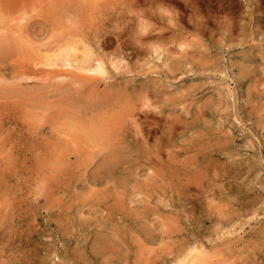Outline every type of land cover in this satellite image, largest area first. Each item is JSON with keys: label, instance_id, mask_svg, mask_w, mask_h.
Returning <instances> with one entry per match:
<instances>
[{"label": "rangeland", "instance_id": "374dc122", "mask_svg": "<svg viewBox=\"0 0 264 264\" xmlns=\"http://www.w3.org/2000/svg\"><path fill=\"white\" fill-rule=\"evenodd\" d=\"M114 1L0 0V264H190L196 247L214 264H264V0ZM75 36L99 43L106 73L58 84L44 54ZM103 114L104 149L77 146L70 129L86 138Z\"/></svg>", "mask_w": 264, "mask_h": 264}, {"label": "bare ground", "instance_id": "6f19581e", "mask_svg": "<svg viewBox=\"0 0 264 264\" xmlns=\"http://www.w3.org/2000/svg\"><path fill=\"white\" fill-rule=\"evenodd\" d=\"M90 1H92V0H90ZM95 2H99V1H101V0H94ZM116 1V0H115ZM114 1V2H115ZM135 1V0H134ZM112 2V1H111ZM128 2H129V0H128ZM154 2V1H153ZM107 3H108V1H107ZM118 3V2H117ZM125 3V2H124ZM134 3V2H133ZM138 3V2H137ZM102 4H103V2H102ZM105 4V3H104ZM110 6L112 5L111 3H108ZM130 5L132 4L131 2L129 3ZM62 5H63V3H62ZM67 5V4H66ZM72 5H73V3H72ZM75 5V4H74ZM80 5V4H79ZM105 5H107V4H105ZM162 5V4H161ZM101 6V5H100ZM103 6V5H102ZM94 7H95V5H94ZM112 7V6H111ZM65 8V7H64ZM63 8V9H64ZM73 8V7H72ZM75 8V7H74ZM102 8V7H101ZM122 8H123V6H122ZM149 8H150V6H149ZM151 8H153V7H151ZM155 8H156V6H155ZM154 8V9H155ZM57 9H59V8H57ZM81 9V8H80ZM103 10H106L107 8H105L104 9V7L102 8ZM102 9H101V11H102ZM130 9V8H129ZM65 10H68V9H65ZM94 10V9H93ZM98 10H99V8H98ZM97 10V11H98ZM110 10V9H109ZM117 10V9H116ZM127 10V9H126ZM150 9H148V11H149ZM160 10V9H159ZM122 11V10H121ZM124 11H125V9H124ZM77 12V11H76ZM83 12V11H82ZM100 12V11H99ZM98 12V13H99ZM117 12H118V10H117ZM48 13V12H47ZM46 13V14H47ZM67 13V12H66ZM71 13V12H70ZM78 13V12H77ZM100 13H102V12H100ZM128 13V12H127ZM134 13V12H133ZM107 14V13H106ZM112 14V13H111ZM120 14V13H119ZM137 14V13H136ZM151 14V13H150ZM7 15V14H6ZM26 15H28L27 13H26ZM44 15V14H43ZM67 15V14H66ZM72 15V14H71ZM70 15V16H71ZM79 15V14H78ZM81 15V14H80ZM89 15V14H88ZM101 15V14H100ZM113 15V14H112ZM157 15V14H156ZM21 16V15H20ZM23 16V15H22ZM25 16V15H24ZM35 16V15H34ZM52 16H54L55 18H58V17H64L63 15H62V13L60 12V11H52V14H51V16L50 17H52ZM82 16V15H81ZM110 16V15H109ZM121 16V15H120ZM120 16H118V17H120ZM129 16H131V15H129ZM136 16V15H135ZM31 16H29V17H27V18H30ZM67 17H69V16H67ZM72 17V16H71ZM132 17H133V15H132ZM137 17H138V15L136 16V19H137ZM1 18V17H0ZM18 18H20V17H18ZM26 18V19H27ZM77 18V17H76ZM125 18H126V16H125ZM134 18V17H133ZM143 18V17H142ZM13 19V18H12ZM23 19V18H22ZM42 19V18H41ZM50 19V18H49ZM59 19V18H58ZM62 19V18H61ZM74 19V20H73ZM81 19V18H80ZM79 19V20H80ZM119 19V18H118ZM121 19V18H120ZM3 20V19H2ZM1 20V21H2ZM56 20V19H55ZM77 19H75V17L74 18H71V26L69 27L68 26V29H69V32L70 33H75V32H77L79 29H83V27L82 28H80L81 26V20L80 21H78L77 20V22H75ZM91 20H92V18H91ZM130 20V19H129ZM135 20V19H134ZM142 20V19H141ZM4 21V20H3ZM12 21V20H11ZM60 21V20H59ZM62 21V20H61ZM60 21V22H61ZM65 21V20H64ZM128 21V20H127ZM126 21V22H127ZM133 21V20H132ZM14 22V21H13ZM12 22V23H13ZM24 22V21H23ZM55 22H57V21H55ZM98 22V21H97ZM0 23H2V22H0ZM10 23V22H9ZM17 22H15L14 23V25L16 24ZM19 23H21V22H19ZM25 23V22H24ZM38 24H39V22H37ZM46 23H50V22H46ZM69 23V22H68ZM101 23H102V21H101ZM114 23V22H113ZM130 23H131V21H130ZM138 23V22H137ZM144 23V22H143ZM34 24V23H33ZM43 24V23H42ZM93 24H94V21H93ZM92 24V25H93ZM109 24H112V23H109ZM115 24V23H114ZM113 24V25H114ZM118 24H119V21H118ZM122 24V23H121ZM125 24V23H124ZM123 24V25H124ZM2 25V24H1ZM6 25H7V23H6ZM13 25V24H12ZM13 25V26H14ZM18 25H20V24H18ZM61 25V24H60ZM95 25V24H94ZM112 25V26H113ZM122 25V26H123ZM133 25V24H132ZM135 25V24H134ZM24 26V25H23ZM26 26H28V25H26ZM54 26V25H53ZM57 26H58V24H57ZM56 26V27H57ZM103 26H105V24H103ZM119 26V25H118ZM144 26V25H143ZM147 26V25H146ZM3 27V26H2ZM8 27H9V25H8ZM15 28L17 27L16 25L14 26ZM120 27V26H119ZM140 27H142V25L140 26ZM17 28H19V27H17ZM16 28V29H17ZM87 28H89V27H87ZM108 28V27H107ZM117 28V27H116ZM131 28V27H130ZM129 28V29H130ZM152 28H153V26H152ZM6 29V28H5ZM13 29V28H12ZM26 29V28H25ZM36 29V28H35ZM62 29V28H61ZM84 29H86V28H84ZM112 29V28H111ZM142 29H144V27L142 28ZM165 29V28H164ZM197 29V28H196ZM11 30V29H10ZM21 30V29H20ZM39 30V29H38ZM100 30H102V29H100ZM117 30V29H116ZM145 30V29H144ZM146 30H147V27H146ZM2 31V30H1ZM9 30H7L6 32H8ZM40 31L41 30H39V32L38 33H40ZM64 31H65V29H64ZM80 31V30H79ZM104 31V30H103ZM106 31V30H105ZM129 31H131V29L129 30ZM128 31V32H129ZM133 31H135V28L133 29ZM164 31V30H163ZM199 31V30H198ZM22 32V31H21ZM24 32V31H23ZM30 32V31H29ZM199 32H201V31H199ZM11 33V32H10ZM37 33V34H38ZM62 33V32H61ZM106 33V32H105ZM109 33H110V31H109ZM9 34V33H8ZM15 34H17V31H16V33ZM20 34H22V33H20ZM23 34H26V33H23ZM28 34V33H27ZM60 34V33H59ZM67 34H69V33H67ZM107 34V33H106ZM112 34V33H111ZM116 34H117V32H116ZM119 34H120V32H119ZM135 34V33H134ZM134 34H133V36H134ZM6 35V34H5ZM33 35V34H32ZM36 35V34H35ZM44 35V34H43ZM47 35V34H46ZM63 35H64V33H63ZM70 35V34H69ZM68 35V36H69ZM118 35V34H117ZM123 35H125V33L123 34ZM128 35V34H127ZM137 35V34H136ZM171 35V34H170ZM7 36V35H6ZM97 36V35H96ZM138 36H139V38H141L140 37V35L138 34ZM146 36V35H145ZM172 36V35H171ZM14 37V36H13ZM49 37V36H48ZM52 37V36H51ZM67 37V36H66ZM109 37V36H108ZM113 37V36H112ZM115 37V36H114ZM120 37V36H119ZM130 37V36H129ZM161 37V36H160ZM9 38H11V37H9ZM8 37H7V39L8 40H10ZM20 38H22V37H20ZM52 38H54V37H52ZM96 38H98V37H96ZM131 38V37H130ZM143 38V37H142ZM12 39V38H11ZM18 39V38H17ZM23 39V38H22ZM29 39V38H28ZM32 39V38H31ZM50 39V38H49ZM117 39H118V36H117ZM125 39V38H124ZM137 36L135 37V39H134V41H136L135 43H137ZM15 40V39H14ZM48 40V39H47ZM55 40V39H54ZM59 40V39H58ZM90 40H94V39H92L91 37H89L88 39H84V37H82L81 36V38H78V39H76V36H75V38L73 39V37H71L70 39H68L67 41L66 40H64V41H66L65 43H63V44H61V43H59V44H57L55 47H53V48H49V49H47L48 51L44 54V57L46 58V60H47V62H46V66H51L52 68L53 67H58V68H61V70H59V71H56V70H54V71H52V72H50V74H52V75H54L55 74V76H53L52 77V79L54 78V81H56L55 79H57V78H62V80H63V78L64 79H66V78H69V76L71 77V75L72 74H76V71L75 70H78V71H85V72H93L94 74H105L106 73V67H105V65H104V62H103V60H102V58H97V57H102V56H96L97 54H96V51H95V46L94 45H97L98 46V44L99 43H95V42H92V41H90ZM104 40V39H103ZM120 40V39H119ZM131 40H133L132 38H131ZM161 40V39H160ZM167 40V39H166ZM193 40V39H192ZM12 41V40H11ZM19 41H21V40H19ZM26 41H30L31 42V40H26ZM38 41V40H37ZM50 41V40H49ZM52 41H53V39H52ZM96 41V40H95ZM129 42V39L128 40H126V42ZM138 41H139V39H138ZM149 41V40H148ZM151 41V40H150ZM158 41V40H157ZM171 41V40H170ZM17 42V41H16ZM23 42V41H22ZM45 42V41H44ZM51 42V41H50ZM97 42V41H96ZM113 42V41H112ZM115 42H116V44H117V41L115 40ZM119 42L120 41H118V44H119ZM125 42V43H126ZM146 42V41H145ZM159 42V41H158ZM163 42V41H162ZM201 42V41H200ZM6 43V42H5ZM12 43V42H11ZM14 43V42H13ZM35 43V42H34ZM54 43V42H53ZM95 43V44H94ZM123 43V42H122ZM124 43V44H125ZM131 43V42H130ZM139 43V42H138ZM150 43V42H149ZM188 43V42H187ZM196 43V42H195ZM2 44V43H1ZM4 44V43H3ZM15 44V43H14ZM32 45H33V43H31ZM41 44H45V43H43V41H42V43ZM47 44V43H46ZM45 44V45H46ZM132 44V43H131ZM147 44V43H146ZM153 44V43H152ZM154 44H155V41H154ZM160 44V43H159ZM202 44V43H201ZM16 45V44H15ZM23 45V44H22ZM35 45H36V43H35ZM35 45H33V49L34 50H36V48H34V46ZM114 45V44H113ZM112 45V46H113ZM129 45V44H128ZM181 45V44H180ZM184 45V44H183ZM182 45V46H183ZM2 46V45H1ZM0 46V47H1ZM17 46V45H16ZM40 46V45H39ZM43 46V45H42ZM109 46V45H108ZM133 46H134V44H133ZM189 46V45H188ZM36 47V46H35ZM47 47H49V46H47ZM46 47V48H47ZM131 47V46H130ZM138 47V46H137ZM144 47H145V45H144ZM159 47H162L163 48V46H159ZM165 47H167V46H165ZM193 47V46H192ZM9 48H11V46L9 47ZM19 48V47H18ZM38 48V47H37ZM110 48V47H109ZM139 48V47H138ZM191 48V47H190ZM200 48H201V46H200ZM110 49H112V48H110ZM117 49V48H116ZM142 49V48H141ZM149 49V48H148ZM151 49H153V48H151ZM46 50V49H45ZM158 50V49H157ZM156 50V51H157ZM166 50V49H165ZM170 50V49H169ZM13 51V50H12ZM105 51H106V49H105ZM189 51V50H188ZM196 51V50H195ZM209 51V50H208ZM4 52V51H3ZM152 52V51H151ZM162 52V51H161ZM160 52V53H161ZM177 52H179V51H177ZM28 53V52H27ZM144 53V52H143ZM146 53H147V51H146ZM154 53H156V52H154ZM22 54H24V53H22ZM106 54V53H105ZM109 54V53H108ZM149 54H150V52H149ZM168 54H169V52H168ZM178 54V53H177ZM122 55V54H121ZM191 55H193V54H191ZM22 56V55H21ZM30 56V55H29ZM29 56H26V57H29ZM118 56V55H117ZM120 56V55H119ZM174 56V55H173ZM1 57V56H0ZM31 57V56H30ZM121 57H123V55L121 56ZM142 57H143V55H142ZM114 58V57H113ZM118 58V57H117ZM139 58V57H138ZM177 57H175V59H176ZM192 58V57H191ZM205 58V57H204ZM31 59V58H30ZM121 59V58H120ZM123 59H124V57H123ZM137 59V58H136ZM163 59V58H162ZM181 59V58H180ZM215 59V58H214ZM109 60V59H108ZM117 60H119V59H117ZM178 60V59H177ZM197 60V59H196ZM200 60V59H199ZM11 61V60H10ZM31 61V60H30ZM30 61H29V64H30ZM33 61V60H32ZM41 61V60H40ZM39 61V62H40ZM113 64H117V63H119V62H115V60H112L111 61ZM120 62H122L121 60H120ZM138 62V61H137ZM181 61H179V62H177L178 64L180 63ZM212 62V61H211ZM200 63V62H199ZM210 63V62H209ZM167 64H168V62H167ZM175 64V63H174ZM194 64V63H193ZM207 64V63H206ZM45 65V64H44ZM164 65V64H163ZM35 66V65H34ZM40 66V65H39ZM118 66V65H117ZM202 66V65H201ZM215 66V65H214ZM242 66H244V65H242ZM44 67V66H43ZM119 68H120V66H118ZM122 67V66H121ZM205 67V66H204ZM166 68V67H165ZM177 68V67H176ZM178 68H179V66H178ZM210 68V67H209ZM208 68V69H209ZM244 68V67H243ZM115 69H116V67H115ZM170 69H171V67H170ZM173 69V68H172ZM211 69H213V68H211ZM215 69V68H214ZM167 70V69H166ZM169 70V69H168ZM167 70V71H168ZM174 70V69H173ZM129 71V70H128ZM138 71H140V70H138ZM162 71V70H161ZM174 71H176V70H174ZM174 71H172V72H174ZM178 71H180V70H178ZM134 72V71H133ZM171 72V71H170ZM177 72V71H176ZM244 72V71H243ZM85 74V73H84ZM93 74V75H94ZM155 74V73H154ZM250 74V73H249ZM24 75H26V74H24ZM45 75V74H44ZM87 75V74H86ZM156 75V74H155ZM175 75V74H174ZM242 75V74H241ZM48 76V75H47ZM46 76V77H47ZM43 77V76H42ZM84 77V76H83ZM2 78V77H1ZM12 79V78H11ZM27 79V78H26ZM38 79H42L41 77L40 78H38ZM44 79V78H43ZM48 79V78H47ZM153 79V78H152ZM243 79V78H242ZM254 79H255V77H254ZM14 80V79H13ZM22 80H23V78H22ZM30 80H31V77H30ZM37 80V79H36ZM68 80V79H67ZM75 80H77L76 78H75ZM8 81V80H7ZM15 81V80H14ZM40 81H42V80H40ZM50 81V80H49ZM59 81V80H58ZM74 81V80H73ZM158 81V80H157ZM9 82V81H8ZM18 82H20L19 81V79H18ZM44 82V81H43ZM45 82H46V80H45ZM57 82V81H56ZM60 82H61V79H60ZM59 82V83H60ZM150 82V81H149ZM260 82H263V81H260ZM1 83V82H0ZM10 83H12V82H10ZM58 83V82H57ZM58 83V84H59ZM156 83V82H155ZM256 83V82H255ZM2 84V83H1ZM13 84V83H12ZM47 85H48V83H46ZM65 84V83H64ZM97 84V83H96ZM194 84V83H193ZM261 84V83H260ZM11 85V84H10ZM61 85V84H60ZM82 85V84H81ZM80 85V86H81ZM101 85V84H100ZM197 85H199V84H197ZM197 85H196V87H197ZM256 85V84H255ZM262 85V84H261ZM260 85V86H261ZM30 86V85H29ZM37 86V85H36ZM51 86H52V84H51ZM69 86V85H68ZM74 86V85H73ZM83 86V85H82ZM98 86V85H97ZM195 86V85H194ZM193 85H192V88L194 87ZM254 86V85H253ZM263 86V85H262ZM16 87V86H15ZM18 87H19V85H18ZM38 87V86H37ZM91 87V86H90ZM203 87V86H202ZM21 88V87H20ZM92 88V87H91ZM22 89V88H21ZM20 89V90H21ZM107 89V88H106ZM109 89H110V87H109ZM251 89V88H250ZM37 90V89H36ZM56 90V89H55ZM70 90H72V89H70ZM78 90V89H77ZM112 90H114L113 88H112ZM185 91H186V88L184 89ZM193 90V89H192ZM18 91V90H17ZM91 91H92V89H91ZM105 91V90H104ZM180 91V90H179ZM5 91H3V93H4ZM8 92V91H7ZM13 92V91H12ZM11 92V93H12ZM22 92V91H21ZM20 92V93H21ZM32 92V91H31ZM82 92V91H81ZM132 92H134V91H132ZM258 92H260V91H258ZM262 92H264V91H262ZM19 93V92H18ZM121 93H123V92H121ZM130 93V92H129ZM178 93V92H177ZM221 93V92H220ZM16 94H17V92H16ZM91 95H92V92L90 93ZM99 94V93H98ZM219 94V93H218ZM10 95V94H9ZM18 95V94H17ZM68 95V94H67ZM84 95V94H83ZM103 95H105V94H103ZM189 95V94H188ZM222 95V94H221ZM11 96H12V94H11ZM20 96V95H19ZM106 96V95H105ZM120 96V95H119ZM177 96V95H176ZM3 97V96H2ZM97 98H98V96H96ZM121 97V96H120ZM134 97V96H133ZM224 97V96H223ZM21 98V97H20ZM26 98V97H25ZM115 98V97H114ZM155 98V97H154ZM153 98V99H154ZM177 98V97H176ZM212 98V97H211ZM211 98H209V99H211ZM215 98V97H214ZM221 98H222V96H221ZM22 99V98H21ZM137 99L139 100V98L137 97ZM141 99V98H140ZM149 99V98H148ZM150 99H152V98H150ZM26 100V99H25ZM71 100V99H70ZM73 100V99H72ZM114 100V99H113ZM120 100V99H119ZM142 100V99H141ZM169 100V99H168ZM192 100V99H191ZM217 100V99H216ZM215 100V101H216ZM99 101V100H98ZM158 101V100H157ZM214 101V100H213ZM21 102V101H20ZM68 102H69V100H68ZM74 102V101H73ZM127 102V101H126ZM147 102V101H146ZM186 102H188V101H186ZM190 102V101H189ZM206 102H207V100H206ZM209 102V101H208ZM62 103V102H61ZM72 103V102H71ZM145 103V102H144ZM153 103V102H152ZM159 103V102H158ZM172 103V102H171ZM204 103V102H203ZM225 103V102H224ZM250 103H251V101H250ZM66 104V103H65ZM73 104V103H72ZM146 104V103H145ZM149 104V103H148ZM157 104V103H156ZM5 105V104H4ZM69 105V104H68ZM113 105V104H112ZM147 105V104H146ZM153 105H155V103H153ZM173 105V104H172ZM187 105H189V104H187ZM201 105V104H200ZM214 105V104H213ZM220 105H222V104H220ZM224 105V104H223ZM8 106V105H7ZM6 106V107H7ZM82 106V105H81ZM86 106V105H85ZM131 106V105H130ZM137 106V105H136ZM148 106V105H147ZM204 106V105H203ZM216 106V105H215ZM219 106V105H218ZM255 106V105H254ZM257 106V105H256ZM263 106V105H262ZM134 107V106H133ZM140 107H141V105H140ZM150 107V106H149ZM156 107V106H155ZM158 107V106H157ZM184 107V106H183ZM190 107V106H189ZM253 107V106H252ZM259 108H261L260 107V104H259V106H258ZM23 108V107H22ZM68 108V107H67ZM126 108V107H125ZM151 108H153V106H151ZM168 108V107H167ZM199 108V107H198ZM250 108V107H249ZM248 108V109H249ZM258 108V109H259ZM25 109V108H24ZM81 109V108H80ZM136 109V108H135ZM191 109V108H190ZM222 109V108H221ZM128 110V109H127ZM131 110V109H130ZM143 110V109H142ZM148 110V109H147ZM153 110V109H152ZM210 110H212V109H210ZM149 111V110H148ZM82 112V111H81ZM87 112V111H86ZM124 112V111H123ZM135 112V111H134ZM185 112H187L188 113V111L187 110H185ZM224 112V111H223ZM183 113H184V109H183ZM258 113V112H257ZM110 114V113H109ZM128 114H131V113H128ZM137 114V113H136ZM135 114V115H136ZM145 114V113H144ZM151 113H149V115H150ZM169 114V113H168ZM28 115V114H27ZM104 115V114H103ZM121 116H122V113L120 114ZM119 115V116H120ZM147 115V114H146ZM154 115H155V113H154ZM153 115V116H154ZM164 116H165V114H163ZM186 115V114H185ZM191 115V114H190ZM85 116V115H84ZM124 116V115H123ZM129 116V115H128ZM188 116V115H187ZM3 117V116H2ZM16 117V116H15ZM111 117H114L113 115L112 116H102V115H99V117H98V122L97 123H94V124H90V125H88L87 127H86V130L84 131V132H86L87 133V137L86 138H83V137H81L80 136V134H77V131L76 130H74V128H72V129H70V130H72V132L74 131V135L73 136H71L72 137V140H73V138L74 137H76V139H78L79 140V142L76 144V143H74V144H76L77 146L79 145H81V144H79V143H83L84 142V140H86V141H90V143H91V145H93V143L94 142H96L95 143V146H94V148L95 147H100V148H102V149H104L103 147H101L100 145L98 146V143L97 142H99V141H102V140H100V139H103V137H105V138H110V135H111V133H113V132H115V122H114V120L111 118ZM138 117V116H137ZM155 117V116H154ZM158 117V116H157ZM174 117V116H173ZM176 117V116H175ZM179 117V116H178ZM80 118V117H79ZM132 118H133V116L130 118L131 120H132ZM159 118H161V117H159ZM26 119V118H25ZM72 119V118H71ZM128 119V118H127ZM137 119V118H136ZM145 119V118H144ZM147 119V118H146ZM158 119V118H157ZM165 119H167L166 117H165ZM171 119V118H170ZM174 119V118H173ZM180 119H181V117H180ZM193 119V118H192ZM196 119V118H195ZM205 119H207L206 117H205ZM69 120V119H68ZM117 120V119H116ZM151 120V119H150ZM149 120V121H150ZM183 120V119H182ZM73 121V120H72ZM128 121V120H127ZM159 121H161V120H159ZM173 121V120H172ZM185 121V120H184ZM183 121V122H184ZM11 122H12V120H11ZM28 122V121H27ZM65 122V121H64ZM124 122V121H123ZM137 122V121H136ZM139 122V121H138ZM179 122H181V121H179ZM178 122V123H179ZM189 122V121H188ZM34 123V122H33ZM83 123V122H82ZM125 123V122H124ZM123 123V124H124ZM194 123V122H193ZM32 124V123H31ZM35 124V123H34ZM57 124H59V123H57ZM86 124V123H85ZM161 124H162V122H161ZM190 124H191V121H190ZM12 125V124H11ZM28 125H30V124H28ZM42 125V124H41ZM55 125V124H54ZM62 125L63 124H59V126L60 127H62ZM68 125V124H67ZM80 125V124H79ZM87 125V124H86ZM134 125V124H133ZM139 125V124H138ZM152 125V124H151ZM192 125V124H191ZM263 125V127H264V124H262ZM31 126H35L36 127V124L35 125H31ZM40 126V125H39ZM66 126V125H65ZM71 126V125H70ZM81 126V125H80ZM145 126V125H144ZM14 127V126H13ZM64 127V126H63ZM62 127V128H63ZM174 127V126H173ZM187 127V126H186ZM69 128V127H68ZM85 128V127H84ZM136 128V127H135ZM151 128H153V127H151ZM8 129V128H7ZM12 129V128H11ZM65 129H67V128H65ZM70 130H68L70 133H72ZM62 132H63V129L61 130ZM141 131V130H140ZM263 131V130H262ZM7 132V131H6ZM14 132V131H13ZM29 132V131H28ZM65 132H66V130H65ZM84 132H80V133H84ZM207 132V131H206ZM11 133V132H10ZM17 133V132H16ZM69 133V134H70ZM157 133V132H156ZM62 134V133H61ZM64 134H66V135H68L67 133H64ZM73 134V133H72ZM119 134V133H118ZM146 134V133H145ZM196 134V133H195ZM198 134V133H197ZM65 135V136H66ZM138 135H139V133H138ZM171 135V134H170ZM64 136V135H63ZM69 136V135H68ZM6 137V136H5ZM70 137V136H69ZM71 137H70V140H71ZM102 137V138H101ZM144 137H145V135H144ZM2 138V137H1ZM65 138H67V137H65ZM140 138V137H139ZM147 138V137H146ZM167 138H169V137H167ZM56 139V138H55ZM75 138H74V140L73 141H75V142H77L78 140H76ZM148 139V138H147ZM193 139V138H192ZM53 140V139H52ZM112 140V139H111ZM10 141V140H9ZM69 141V140H68ZM67 141V144L69 143ZM153 141V140H152ZM3 142V141H2ZM58 142V141H57ZM66 142V141H65ZM113 142V141H112ZM206 142V141H205ZM24 143V142H23ZM45 143V142H44ZM109 143V142H108ZM145 143V142H144ZM155 143V142H154ZM174 143V142H173ZM31 144V143H30ZM84 144V143H83ZM83 144H82V146H83ZM100 144H102V142H100ZM112 144V143H111ZM110 144V145H111ZM116 144V143H115ZM114 144V145H115ZM133 144V143H132ZM137 144V143H136ZM201 144V143H200ZM55 145V144H54ZM75 145V146H76ZM90 145V150L93 148V146H91ZM97 145V146H96ZM131 145V144H130ZM142 145V144H141ZM154 145V144H153ZM60 146V148L62 149V148H64V149H67L66 148V146L65 147H63V145L62 144H60L59 145ZM68 146V145H67ZM74 146V147H75ZM105 146V145H104ZM124 146V145H123ZM158 146V145H157ZM174 146V145H173ZM84 147V146H83ZM109 147V146H108ZM120 147V146H119ZM122 147V146H121ZM125 147V146H124ZM152 147V146H151ZM203 147V146H202ZM18 148V147H17ZM52 148V147H51ZM68 148H72L71 147V145L70 146H68ZM77 148V147H76ZM85 149H86V147H84ZM113 148V147H112ZM171 148V147H170ZM170 148H169V150H170ZM9 149V148H8ZM25 149V148H24ZM97 149V148H96ZM101 149V150H102ZM121 149V148H120ZM179 149V148H178ZM75 150V152H76V150L77 149H74ZM92 150H94V149H92ZM98 150H99V148H98ZM106 150V149H105ZM169 150H168V152H169ZM3 151V150H2ZM8 151V150H7ZM37 151V150H36ZM69 151V150H68ZM94 151H97V150H94ZM162 151V150H161ZM172 151V150H171ZM179 151V150H178ZM18 152V151H17ZM32 152V151H31ZM38 152H39V150H38ZM42 152V151H41ZM58 152V151H57ZM74 152V151H73ZM74 152V153H75ZM87 152H88V149H87ZM90 152H92L93 153V151H90ZM99 153H100V151H98ZM111 152V151H110ZM113 152V151H112ZM144 152V151H143ZM56 153V152H55ZM59 153V152H58ZM77 153H78V150H77ZM163 153V152H162ZM177 153V152H176ZM67 154V153H66ZM88 154H89V152H88ZM101 154V153H100ZM155 155H156V153H154ZM154 154H152V156L154 155ZM179 154V153H178ZM4 155V154H3ZM83 155V154H82ZM109 155V154H108ZM150 155V154H149ZM154 155V156H155ZM164 155V154H163ZM169 155V154H168ZM167 155V156H168ZM173 155V154H172ZM176 155V154H175ZM229 155V154H228ZM227 155V156H228ZM62 156V155H61ZM91 156V157H90ZM95 155H94V153H93V156L92 155H89V157L90 158H92V157H94ZM97 156V155H96ZM151 156V155H150ZM161 156V155H160ZM126 157V156H125ZM173 157V156H172ZM232 157V156H231ZM105 158H106V155H105ZM153 158V157H152ZM170 158V157H169ZM178 158V157H177ZM183 158V157H182ZM234 158V157H233ZM121 160V159H120ZM129 160H130V157H129ZM157 160V159H156ZM9 161V160H8ZM174 161V160H173ZM172 161V162H173ZM10 163V162H9ZM174 163V162H173ZM172 163V164H173ZM104 164V163H103ZM129 164V163H128ZM192 164V163H191ZM207 165V164H206ZM231 165V164H230ZM211 167V166H210ZM242 167V166H241ZM4 168H6V167H4ZM8 168V167H7ZM13 168V167H12ZM158 168V167H157ZM9 169V168H8ZM15 169V168H14ZM200 169V168H199ZM2 170V169H1ZM0 170V171H1ZM10 170H12V169H10ZM226 170V169H225ZM3 171V170H2ZM79 171V170H78ZM150 171V170H149ZM197 171V170H196ZM215 171H216V169H215ZM32 172V171H31ZM108 172H110V171H108ZM217 172V171H216ZM225 172V171H224ZM130 173V172H129ZM201 173V172H200ZM218 173V172H217ZM149 174H151V173H149ZM152 175V174H151ZM199 175V174H198ZM201 175H202V173H201ZM217 175V174H216ZM114 176V175H113ZM203 176V175H202ZM219 176V175H218ZM66 177V176H65ZM148 177V176H147ZM155 178V177H154ZM172 178V177H171ZM125 179V178H124ZM190 179V178H189ZM188 180V179H187ZM31 181V180H30ZM122 181V180H121ZM126 181V180H125ZM178 181V180H177ZM189 181V180H188ZM196 181H197V179H196ZM183 182V181H182ZM185 182V181H184ZM199 182V181H198ZM197 182V183H198ZM63 183V182H62ZM65 183V182H64ZM163 183V182H162ZM7 184V183H6ZM28 184H29V182H28ZM142 184V183H141ZM177 184V183H176ZM184 184V183H183ZM126 185V184H125ZM140 185V184H139ZM138 185V186H139ZM167 185H168V183H167ZM188 185V184H187ZM203 185V184H202ZM156 186V185H155ZM30 187V186H29ZM162 188V187H161ZM160 188V189H161ZM187 188V187H186ZM185 188V189H186ZM31 189V188H30ZM173 189V188H172ZM180 190V189H179ZM205 190V189H204ZM220 190H221V188H220ZM177 191V190H176ZM6 192V191H5ZM183 192V191H182ZM205 193V192H204ZM212 193V192H211ZM221 193V192H220ZM179 194V193H178ZM185 194H187V193H185ZM149 195V194H148ZM29 196V195H28ZM32 196V195H31ZM187 196V195H186ZM148 197H151V195L150 196H148ZM181 197V196H180ZM192 198H194V197H192ZM111 199V198H110ZM146 199H147V197H146ZM150 199V198H149ZM177 201V200H176ZM109 202V201H108ZM208 202V201H207ZM215 201H213V203H214ZM196 203V202H195ZM109 204V203H108ZM107 204V205H108ZM115 205H116V203H114ZM208 204V203H207ZM112 206V205H111ZM124 206V205H123ZM214 206V205H213ZM209 207H211L212 208V205L210 206H208V208ZM226 207V206H225ZM109 208V207H108ZM117 208V207H116ZM156 208V207H155ZM156 209H158V208H156ZM218 209V208H217ZM111 210V209H110ZM124 210V209H123ZM122 210V211H123ZM154 210V209H153ZM152 210V211H153ZM159 210V209H158ZM112 211H115V210H112ZM219 211H220V209H219ZM218 211V212H219ZM160 212V211H159ZM109 213H110V211H109ZM220 213V212H219ZM127 214V213H126ZM225 214H226V212H225ZM128 215V214H127ZM223 215V214H222ZM221 215V216H222ZM210 216V215H209ZM231 216V215H230ZM222 217H224V216H222ZM228 216H226V218H227ZM179 219V218H178ZM172 222V221H171ZM177 222V221H176ZM175 223V222H174ZM174 223L172 224V225H174ZM175 225H176V223H175ZM177 226V225H176ZM176 226H175V228H176ZM146 227V226H145ZM150 231V230H149ZM100 235V234H99ZM102 235V234H101ZM106 235V234H105ZM123 236V235H122ZM100 237V236H99ZM98 237V239H100ZM105 237V236H104ZM109 238V237H108ZM205 238V237H204ZM102 239V238H101ZM107 239V238H106ZM111 239V238H110ZM105 240V239H104ZM96 241V240H95ZM112 241V240H111ZM100 242V241H99ZM105 242V241H104ZM107 242V241H106ZM114 242V241H113ZM94 243V242H93ZM109 243V242H108ZM199 243V242H198ZM110 244V243H109ZM111 245V244H110ZM109 245V246H110ZM200 245V244H199ZM99 246H100V243H99ZM141 246H143V245H141ZM195 246H197L196 244H195ZM116 247V246H115ZM148 247V246H147ZM101 248V247H100ZM149 249V248H148ZM193 249V248H192ZM106 250V249H105ZM116 250V249H115ZM206 250H208V249H206ZM144 251V250H143ZM175 251V250H174ZM105 252V251H104ZM115 252H117V251H115ZM177 252H179L178 250H177ZM189 252H191V247H190V250H189ZM214 252V251H213ZM212 251H211V253H213ZM118 253V252H117ZM178 254H180V253H178ZM213 254H216V253H213ZM72 255V254H71ZM140 255V254H139ZM138 255V256H139ZM210 255L211 254H209L208 253V255L207 254H205V251H204V249L202 250H200L198 247H196L191 253H189V255L187 256V258H184V259H182L181 260V262H184V261H187L188 263H190V264H214V263H211V258H210ZM217 255V254H216ZM105 256V255H104ZM171 256V255H170ZM149 257V256H148ZM181 257V256H180ZM180 257H178V258H180ZM184 257V256H183ZM182 257V258H183ZM214 257V256H213ZM212 257V258H213ZM108 258V257H107ZM141 258H142V256H141ZM83 258H81V260H82ZM139 259V258H138ZM78 260V259H77ZM80 260V261H81ZM86 260V259H85ZM140 260H143V259H140ZM177 260H179V259H177ZM89 261V260H88ZM149 261V260H148ZM158 261V260H157ZM180 261V260H179ZM105 262H106V260H105ZM134 262V261H133ZM142 262H144V261H142ZM141 263V262H140ZM145 264H146V262H144ZM155 263V262H154ZM176 263H178V261L176 262ZM175 264V263H174ZM179 264V263H178ZM182 264H185V263H182ZM216 264V263H215Z\"/></svg>", "mask_w": 264, "mask_h": 264}]
</instances>
